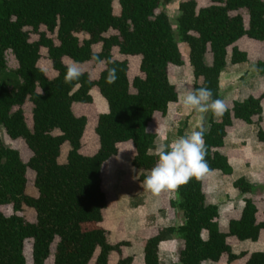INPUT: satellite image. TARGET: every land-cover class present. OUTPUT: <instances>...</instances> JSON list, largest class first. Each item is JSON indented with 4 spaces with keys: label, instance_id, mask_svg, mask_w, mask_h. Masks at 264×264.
<instances>
[{
    "label": "trees",
    "instance_id": "obj_1",
    "mask_svg": "<svg viewBox=\"0 0 264 264\" xmlns=\"http://www.w3.org/2000/svg\"><path fill=\"white\" fill-rule=\"evenodd\" d=\"M159 5L160 0H0V131L13 141L22 140L29 153L25 158L0 140V206L12 208L9 216L0 212V264H27L26 241L32 242V264H89L93 258V264H132L133 258L122 254L129 244L108 243L99 226L107 205L102 173L123 144L133 150L130 164L140 172L141 183L158 159L150 153L158 137L153 116L159 113L164 119L168 106L177 102L169 73L183 66L167 15L156 13ZM178 10V35L188 48L192 89L206 86L214 99L220 98L227 63L248 61L236 43L245 37L264 46V0H181ZM129 57L139 59L141 76L132 81L127 76ZM42 58L51 63L55 77L47 78L38 66ZM98 59L103 64L98 66ZM73 61L80 62L83 74L66 82V66ZM254 67L264 74V60ZM109 68L116 69L114 83L107 82ZM7 71L14 77V90L2 81ZM92 91L105 100L107 112L98 116L94 129L97 151L84 156L80 149L87 119L75 116L72 105L92 104ZM263 98L235 101L218 122L210 120L204 132L206 174H232L221 152L226 128L235 120L259 125ZM257 139L264 145L260 127ZM63 145L69 149L59 163ZM29 174L33 195L27 193ZM233 188L241 195L255 190L244 178ZM174 191L178 201L170 206L181 211L182 222L144 242L143 264H160L159 245L173 237L182 243L176 264L218 263L224 257L226 264L241 259L264 264V250L235 254L227 242L256 243L264 235V221H258L251 198H243L239 218L222 232L218 207L207 203L200 178ZM24 209L34 213V221L19 215Z\"/></svg>",
    "mask_w": 264,
    "mask_h": 264
},
{
    "label": "rangeland",
    "instance_id": "obj_2",
    "mask_svg": "<svg viewBox=\"0 0 264 264\" xmlns=\"http://www.w3.org/2000/svg\"><path fill=\"white\" fill-rule=\"evenodd\" d=\"M180 1L181 0H160V5L156 10V13H164L169 19L175 41L179 43L183 66L170 69L169 80L172 85H175L178 94V101L176 104L170 106L166 118H161L160 114H155L153 116V122L158 129V137L154 146L150 149L151 154H157V149L160 144L171 143L176 138L184 136L183 134H190L198 123H201L203 130L207 131L209 121L214 120L217 116L211 110L204 113H196L191 109L184 107L181 103L185 91L192 89L193 76L188 64V48L181 43L178 35L177 19L179 16L178 5ZM200 1L205 2L206 0ZM114 12L118 13L117 7H115ZM35 39L36 36L31 37V40ZM238 48L247 54L249 62H253L259 54L258 44L245 39L238 44ZM94 51H98V47H95ZM205 61L207 64H210L211 57L206 56ZM8 63L10 69L15 66L12 61H9ZM128 64L129 69L127 76L129 81H132L134 77L141 76L139 72V59L137 57H129ZM38 66L43 70L47 78L51 79L56 76V72L52 69L51 63L48 60L42 58L39 61ZM86 69H90L91 71L92 68L88 66ZM98 69L100 70L99 67ZM94 72L96 71L93 70V73ZM233 77H230L227 73L222 77L220 93L225 106L229 86L238 84L242 79L240 78V73ZM2 81L10 90H14L15 80L10 71L5 73ZM91 96L92 104L72 105V112L75 116H83L87 119L80 149V154L84 156H91L98 149V139L94 133V129L97 124L98 116L107 112V104L105 100L96 91H92ZM262 108L264 109L263 106ZM29 112L30 105H26L25 113L28 123H30L28 117ZM150 130L154 131L153 128ZM0 140L6 147L19 150L21 154L25 155V158L29 155L28 151L25 150V145L22 140L13 141L9 139L3 130L0 131ZM68 149L69 147L67 145L61 147L59 163L65 162ZM119 155L120 157L116 163V167L112 170L106 168L103 171V178H107L106 186L108 192L106 193L107 205L105 212H103V222L101 226L107 232L106 237L108 243H115V240H118V238L122 240L125 239V235H123V232H125L124 225H129L128 231H131L130 227L133 228L132 232L135 234L132 236V240L135 242L134 246H131L128 249L126 248L124 252L135 256L139 254L140 246L143 245L145 240L151 237V235H154L161 229L181 224L182 213L179 209L175 210L170 206L171 201H178L174 190H162L159 193H153L144 186V183L138 181L140 172L132 169L130 166V161L133 156V150L130 144H123L120 147ZM28 177L29 182L27 185V193L33 195L34 191L31 188L32 175L29 174ZM201 179L204 192L207 196V201L218 207L219 228L221 231H226L228 222L239 216L243 207V198L246 197L251 198L257 205L259 211L257 216L258 221H264L263 188L258 186L252 194L241 195L237 190L232 188L231 178L224 177L222 179H214L211 184L209 183V177L207 175H203ZM0 212L9 216L12 214V208L11 206H0ZM19 215L25 217L29 221H34L35 218L34 213L28 209H24ZM125 220L126 223H124ZM115 228H118L121 232L117 233ZM202 237L206 238V234L203 233ZM227 242L233 253L237 254L242 251L252 253L264 249V235H262L258 243L255 244L251 242V244L247 245L241 244L234 238H229ZM181 244V241L177 237H173L164 242L159 248L160 264H176L177 253L182 246ZM31 247L32 242L26 241L24 244V256L27 264H32ZM93 262L94 258L89 264H93ZM203 264H226V258L224 257L218 263L207 262ZM232 264H243V261Z\"/></svg>",
    "mask_w": 264,
    "mask_h": 264
},
{
    "label": "crops",
    "instance_id": "obj_3",
    "mask_svg": "<svg viewBox=\"0 0 264 264\" xmlns=\"http://www.w3.org/2000/svg\"><path fill=\"white\" fill-rule=\"evenodd\" d=\"M244 39L258 44L259 54L253 62L247 61L245 63L238 64V65H231L229 62L227 63L224 71L221 73V76H220V91H221V87H222V77L226 73H227V75H230V77H233L235 75L237 76L240 73V78H242V79L239 81L238 84H235V85L233 84V85L229 86V90H228L229 92L226 96L227 99L225 100V103H226L225 109L222 110L220 115H217L215 117V119L213 120L215 122H218L220 120L221 115L226 110L230 109L232 107V104L235 101H242L249 96L259 97L262 94H264V74L263 75L259 74L254 67L255 62L257 60H264V46L260 42L253 41V40L247 39L245 37L240 39L236 43V46L238 47V44ZM220 91H219V94H220V99H221ZM174 104H176V103L170 104L168 106V110H169L170 106L174 105ZM79 105H83V104H79ZM261 105L264 107V98L261 100ZM156 114H159V113H156ZM167 114H168V111H167ZM260 119H261V121H260L259 125H256V124L246 125L242 121L235 120V121H233V123L230 127L226 128V137L224 139V147L221 149V152H222V154H224L226 156L228 163L232 168V174L230 176H223L218 171H214V172H211L208 174L205 173L204 175H207L209 177V183L210 184L213 182L214 179H220V178L222 179L224 177H227V178L232 179L231 184H232V188H233V183L237 179L244 178L246 180V182L251 184L254 188H256L258 186L260 188H263V192H264V145L262 143H260L257 139L258 127H260L264 131V109L263 108H262V114L260 116ZM208 127H209V123H208ZM149 130H150V128H149ZM157 135H158V133H157ZM183 135H185V134H183ZM119 152H120V149H119ZM119 157H120V155L117 157V159L115 160V162L112 165L104 166L103 171L106 168L111 169V170L114 169L116 167V163H117ZM130 166H131V164H130ZM146 174L147 173H145V175ZM102 176H103V173H102ZM202 176L200 177L201 182H202V179H201ZM105 179H106V185H107V178H105ZM142 183H144V182H142ZM202 184H203V182H202ZM202 187H203V185H202ZM106 189L108 192L107 186H106ZM203 192H204V189H203ZM204 194H205V192H204ZM205 196H206V194H205ZM206 201H207V196H206ZM207 203H209V202L207 201ZM242 203H243V201H242ZM209 204L215 205L213 203H209ZM103 212H105V210H103ZM103 212H102V216H103ZM240 213H241V211H240ZM240 213H239V216H240ZM239 216L236 219H238ZM236 219H234V220H236ZM102 222H103V220H102ZM102 222L99 224V226L102 229H104L101 226ZM124 223H126V220ZM128 226H129L128 224H127V226L124 225L125 232H123V235H125V239L122 240V239L118 238V240H115V243H118L119 241L127 242L129 245L122 249L123 256L124 257H132L133 258L132 264H138V263L143 264V262H142L143 245L140 246L139 254H137L135 256H133L131 254H127V252L126 253L124 252L126 248L128 249L131 246H134V243H135L132 240L133 239L132 236L135 235L134 232H132L133 228L130 227L131 231H128ZM227 226H228V224H227ZM115 231L117 233L121 232L118 228H115ZM226 231H227V227H226ZM226 231H222V232H226ZM155 234H157V232ZM154 235H151V237ZM261 236H260V238H261ZM115 243H110V244H115ZM163 243L164 242H162L159 245V248ZM239 243L247 245V244H251L252 242L250 243L249 241L248 242L246 241V242H239ZM256 243H258V242H256ZM263 250H258V251H263ZM242 252H244V251H242ZM235 254H237V253H235ZM239 261H243V264H244L245 259H241ZM239 261H236V262H239Z\"/></svg>",
    "mask_w": 264,
    "mask_h": 264
},
{
    "label": "clouds",
    "instance_id": "obj_4",
    "mask_svg": "<svg viewBox=\"0 0 264 264\" xmlns=\"http://www.w3.org/2000/svg\"><path fill=\"white\" fill-rule=\"evenodd\" d=\"M101 64L103 60L98 59L97 65ZM107 72V82L114 83L116 69L109 68ZM82 74L80 62L73 61L66 66L65 81L78 80ZM181 103L196 113L211 110L216 115H220L225 106L222 99L213 98L211 89L206 86L186 90ZM205 155L204 130L202 124L198 123L190 134L159 145L158 159L145 176L144 186L153 193H159L162 190H176L190 179L200 178L209 171Z\"/></svg>",
    "mask_w": 264,
    "mask_h": 264
}]
</instances>
